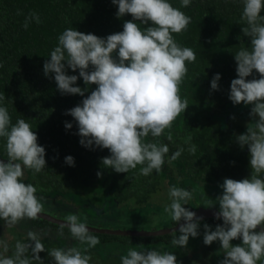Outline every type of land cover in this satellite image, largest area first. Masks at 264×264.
I'll list each match as a JSON object with an SVG mask.
<instances>
[{
	"label": "clouds",
	"instance_id": "clouds-1",
	"mask_svg": "<svg viewBox=\"0 0 264 264\" xmlns=\"http://www.w3.org/2000/svg\"><path fill=\"white\" fill-rule=\"evenodd\" d=\"M118 6L117 18L131 15L125 20L123 30L100 37L67 28L58 36V45L43 64L45 76H54L57 90L62 95H80L82 101L66 110L77 126L79 143L89 149H108L109 156L101 158L103 167L116 173H127L140 165L139 174L149 176L159 173L169 153L167 144L148 141L161 137L171 129L176 118L189 106L180 97V85L187 72L186 62H195L196 54L188 47H181L173 34L185 31L191 17L173 7L169 0H112ZM191 0H181L182 7H189ZM264 0H243L241 20L243 35L250 38V47L234 53L236 78L231 80L228 98L234 105L251 106L244 133L235 136L239 147L247 146L251 174L237 180L224 178L219 185L222 193L200 205L219 210L216 220H222L213 230L203 224V243L219 241L223 259L219 264H264ZM19 14V13H18ZM40 23L36 13H30L23 27L31 21ZM146 25L143 29L136 23ZM79 75H69L66 69ZM258 74V77L257 75ZM252 77L248 79V77ZM79 78L86 87L77 85ZM221 74H214L210 86L219 89ZM96 87L85 96L88 87ZM0 94V138L5 139L7 162L0 160V220L6 226H15L25 219L35 220L45 211L43 197L36 195L37 188L25 183V169L40 173L46 166L45 147L38 144V135L23 118L13 124ZM232 119H235L233 116ZM65 122V128H72ZM168 140H172L171 132ZM192 137L185 138L188 151L195 154ZM184 152L178 148L170 158L177 160ZM65 163L74 166V157H65ZM102 172H97L102 177ZM171 203L167 213L179 229H173L171 244L174 248L187 249L189 238L201 235L202 216L185 207L192 193L175 185L169 188ZM199 205V206H200ZM198 206V207H199ZM183 221V223H181ZM59 235L68 228L71 236L84 247L45 249L38 234L29 232L28 242L17 241L12 255L0 253V264H44L39 255L47 251L50 264H91L90 249L100 243L90 234L87 217L68 214ZM176 233H179L176 235ZM233 240H241L233 244ZM0 247L8 251V243L0 240ZM29 250L31 256L28 255ZM121 264H182L174 252L155 248H128L120 257Z\"/></svg>",
	"mask_w": 264,
	"mask_h": 264
},
{
	"label": "trees",
	"instance_id": "trees-1",
	"mask_svg": "<svg viewBox=\"0 0 264 264\" xmlns=\"http://www.w3.org/2000/svg\"><path fill=\"white\" fill-rule=\"evenodd\" d=\"M169 2L191 17L187 29L174 33L173 37L181 47L194 50L196 60L186 62L188 72L180 85V97L187 99L188 108L161 137L149 135L146 138L168 145L169 153L162 170L143 176L139 174L140 165L127 173L103 167L101 158L109 156V150L89 149L79 143L78 126L65 112L79 104L83 97L62 95L54 76H45L43 72L45 60L49 59L58 45V36L65 29L75 28L106 37L122 31L124 21L132 19L131 15L117 18L118 6L112 0H0V94L6 97L2 106L7 107L13 124L18 118L25 119L37 133L38 144L45 147L47 166L36 174L25 169L24 181L37 188L36 195L43 197L44 204L54 206V212L49 213L63 218L74 213L82 219L87 217L92 226L127 229L132 228L129 226L135 219L130 222L132 218L127 214L158 206L156 197L165 184L191 191L193 199L194 187L223 181L226 177L240 180L250 176L247 146L241 149L235 136L244 133L247 124L252 123L251 106L234 105L228 98L231 80L237 76L234 53L250 47V38L242 33V27L246 26L241 20L243 0H191L189 7H182L181 0ZM33 12L39 15L41 22L33 20L25 29V18ZM136 23L141 29L146 27L140 21ZM66 71L69 75H79L78 70L73 72L68 68ZM216 73L221 74L219 89L212 90L210 82ZM77 85L86 87L82 78ZM95 87L89 86L85 96ZM65 122H71L72 128L66 129ZM169 132L171 141L167 138ZM189 135L193 138L191 143L196 145L195 154H191L189 145L184 143ZM180 147L184 152L177 160L169 162ZM68 155L74 157V166L65 163ZM0 160L7 162L4 138H0ZM98 171L103 173L102 177L97 176ZM27 220V225L10 228L0 220V240L7 241L9 246L6 252L0 247V253L12 255L17 241L28 242L29 232L38 234L47 250L84 247L71 236L67 227L61 236V225L39 217ZM205 220L215 225L222 223L215 218ZM173 225L172 221L170 226ZM90 234L100 240L89 250L91 264H121L120 257L127 249L139 250L141 244L145 248L174 252L182 264H219L223 259V255H214L210 245L201 240L188 245L189 249L192 246L191 253L187 252L188 248H174L171 244L174 233L134 236L90 231ZM236 241L232 243L241 242ZM28 255L31 256L30 250ZM39 255L44 264H50L47 251Z\"/></svg>",
	"mask_w": 264,
	"mask_h": 264
},
{
	"label": "rangeland",
	"instance_id": "rangeland-1",
	"mask_svg": "<svg viewBox=\"0 0 264 264\" xmlns=\"http://www.w3.org/2000/svg\"><path fill=\"white\" fill-rule=\"evenodd\" d=\"M248 156H249V152H248ZM249 160H250V157H249ZM222 183H223V181H219V182H216L213 184H202L201 187L192 188L194 195H193V199L188 201L189 209L191 207H198L204 200L214 199L217 195L221 194L223 189L221 187H219V185ZM169 188H170V185L165 184V186L163 187V190L157 195L156 201H157L158 206L152 205V206H155V207H153V209L145 207L143 209L141 208L140 210L138 209L136 211H131L127 214V216L132 218L130 220V222L135 218L131 222L132 225L129 226V227H132L131 229H133V228L134 229H137V228L148 229V228H150V227L152 228L154 226L155 227L159 226V228L170 226V223L172 222V220H171L170 216L164 212L165 207L171 203V199H170L169 194H168ZM43 205H44L45 212H48V213H49V211L54 212V210L52 209L54 206L52 207L51 205L44 204V203H43ZM152 206H147V207H152ZM200 206L204 207L203 205H200ZM213 208L219 209V205L217 204ZM54 209H56V208H54ZM118 212H119V216L122 217L123 212L121 210ZM50 214H52V213H50ZM110 216H112V215H110ZM27 223H28V220L25 219V220L20 221L17 225L18 226L27 225ZM204 223L211 225L213 230L215 229V226H216L215 224L211 223L210 221L206 222L205 219L201 220L200 221L201 235L196 237V238L190 237L188 245L190 243L194 244L195 241L200 242V240L203 243V224ZM8 228H10V226H8ZM5 230L6 229H4V231ZM5 233H7V232H5ZM178 234L179 233H177V235ZM213 243L215 244V246L213 245ZM213 243L210 245V247L213 250V252H215L214 255H223V249H220L219 241H215ZM240 243L241 242H239V244ZM187 252H189V253L192 252V246L190 249L188 248Z\"/></svg>",
	"mask_w": 264,
	"mask_h": 264
},
{
	"label": "water",
	"instance_id": "water-1",
	"mask_svg": "<svg viewBox=\"0 0 264 264\" xmlns=\"http://www.w3.org/2000/svg\"><path fill=\"white\" fill-rule=\"evenodd\" d=\"M189 210L196 212L198 216H202L203 219L207 218H214V212L218 211L219 209L216 208H205V207H191ZM39 218L48 220L49 222L62 225L65 222V218L55 216L48 212H42L38 214ZM183 223V221H181ZM89 231L91 232H98V233H109V234H118V235H134V236H154V235H162V234H169L173 233V229H179V224H175L173 226L168 227H161L155 230H148V229H122V228H110V227H97L87 224Z\"/></svg>",
	"mask_w": 264,
	"mask_h": 264
}]
</instances>
